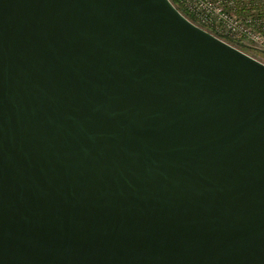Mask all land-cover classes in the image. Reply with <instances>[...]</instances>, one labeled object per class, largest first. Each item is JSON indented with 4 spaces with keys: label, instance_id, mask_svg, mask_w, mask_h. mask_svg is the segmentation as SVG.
<instances>
[{
    "label": "water",
    "instance_id": "water-1",
    "mask_svg": "<svg viewBox=\"0 0 264 264\" xmlns=\"http://www.w3.org/2000/svg\"><path fill=\"white\" fill-rule=\"evenodd\" d=\"M0 264H264V63L171 0H0Z\"/></svg>",
    "mask_w": 264,
    "mask_h": 264
},
{
    "label": "built area",
    "instance_id": "built-area-1",
    "mask_svg": "<svg viewBox=\"0 0 264 264\" xmlns=\"http://www.w3.org/2000/svg\"><path fill=\"white\" fill-rule=\"evenodd\" d=\"M191 21L264 63V0H171ZM241 44V45H237Z\"/></svg>",
    "mask_w": 264,
    "mask_h": 264
},
{
    "label": "rangeland",
    "instance_id": "rangeland-1",
    "mask_svg": "<svg viewBox=\"0 0 264 264\" xmlns=\"http://www.w3.org/2000/svg\"><path fill=\"white\" fill-rule=\"evenodd\" d=\"M237 45H241V44H237ZM240 47H242L243 49H245L248 53L255 55V52L253 50L248 49L246 47L244 48L243 46H240Z\"/></svg>",
    "mask_w": 264,
    "mask_h": 264
}]
</instances>
